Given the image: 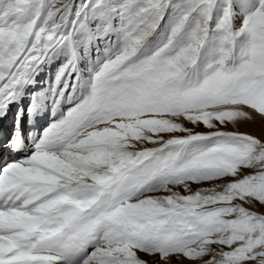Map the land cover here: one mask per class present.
<instances>
[{"label": "snow or ice", "instance_id": "obj_1", "mask_svg": "<svg viewBox=\"0 0 264 264\" xmlns=\"http://www.w3.org/2000/svg\"><path fill=\"white\" fill-rule=\"evenodd\" d=\"M0 264H264V0H0Z\"/></svg>", "mask_w": 264, "mask_h": 264}, {"label": "rangeland", "instance_id": "obj_2", "mask_svg": "<svg viewBox=\"0 0 264 264\" xmlns=\"http://www.w3.org/2000/svg\"><path fill=\"white\" fill-rule=\"evenodd\" d=\"M241 130H244V129H241Z\"/></svg>", "mask_w": 264, "mask_h": 264}]
</instances>
